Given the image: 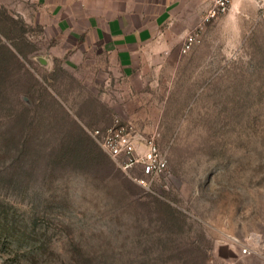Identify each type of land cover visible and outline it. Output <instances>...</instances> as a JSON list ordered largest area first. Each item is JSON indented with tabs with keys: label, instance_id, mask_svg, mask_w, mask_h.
<instances>
[{
	"label": "rangeland",
	"instance_id": "obj_1",
	"mask_svg": "<svg viewBox=\"0 0 264 264\" xmlns=\"http://www.w3.org/2000/svg\"><path fill=\"white\" fill-rule=\"evenodd\" d=\"M11 8L0 5V264H264V0H230L165 87L125 99L102 56L69 65ZM115 124L138 150L153 140L165 171L123 170L91 135Z\"/></svg>",
	"mask_w": 264,
	"mask_h": 264
},
{
	"label": "crops",
	"instance_id": "obj_2",
	"mask_svg": "<svg viewBox=\"0 0 264 264\" xmlns=\"http://www.w3.org/2000/svg\"><path fill=\"white\" fill-rule=\"evenodd\" d=\"M209 1L0 0V5L58 39L54 51L67 55L69 65L96 64L89 57L102 56L106 65H99L117 72L118 96L125 99L165 87L166 75L189 53L181 52L183 40L199 25Z\"/></svg>",
	"mask_w": 264,
	"mask_h": 264
},
{
	"label": "built area",
	"instance_id": "obj_3",
	"mask_svg": "<svg viewBox=\"0 0 264 264\" xmlns=\"http://www.w3.org/2000/svg\"><path fill=\"white\" fill-rule=\"evenodd\" d=\"M229 2L230 0H214L213 7L209 8L202 16L199 25L185 35L181 46L182 53H187L199 42L196 29L223 13ZM91 135L96 138L109 156L118 160L123 170L128 171L134 167H139L142 174L148 177L161 174L167 168V160L153 140H148L141 150L136 148L138 139L127 125L115 124L103 131L93 130ZM138 181L145 185L144 179ZM255 240L257 239L250 236L247 241L238 242L240 255L248 256L254 253L253 241Z\"/></svg>",
	"mask_w": 264,
	"mask_h": 264
},
{
	"label": "trees",
	"instance_id": "obj_4",
	"mask_svg": "<svg viewBox=\"0 0 264 264\" xmlns=\"http://www.w3.org/2000/svg\"><path fill=\"white\" fill-rule=\"evenodd\" d=\"M81 136H83V135H81ZM84 137V136H83ZM83 137H80L79 138V140H78V144L80 143V145L82 144V141L85 139V138H83ZM80 147V146H79ZM79 151V150H78ZM78 154H79V156H81V153L80 152H78ZM82 156H85V154L83 153L82 154Z\"/></svg>",
	"mask_w": 264,
	"mask_h": 264
}]
</instances>
